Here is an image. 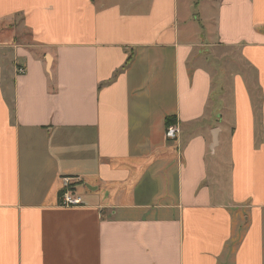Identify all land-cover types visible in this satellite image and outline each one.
<instances>
[{
  "label": "crops",
  "instance_id": "obj_1",
  "mask_svg": "<svg viewBox=\"0 0 264 264\" xmlns=\"http://www.w3.org/2000/svg\"><path fill=\"white\" fill-rule=\"evenodd\" d=\"M0 264H264V0H0Z\"/></svg>",
  "mask_w": 264,
  "mask_h": 264
},
{
  "label": "rangeland",
  "instance_id": "obj_2",
  "mask_svg": "<svg viewBox=\"0 0 264 264\" xmlns=\"http://www.w3.org/2000/svg\"><path fill=\"white\" fill-rule=\"evenodd\" d=\"M195 18L197 19V24L202 23L198 19L197 16H195ZM6 37H7L6 33L3 32L1 34V39L6 38ZM203 50H204V48H201V52ZM230 52H231L230 50L223 48V47H218V46L213 47L211 49V54L213 55L214 59L212 58L210 61H212V60L214 61V62H211V63H214V66L213 65L209 66L210 70L213 71L216 68L222 67L224 70H228V72H227L228 74H229V71L230 72H233V71L234 72L235 71L244 72L245 71V74L247 76V82H248L249 86L252 88V90H254L253 89V86H254L253 83L255 81V77H254L253 71L250 69H247V67L243 63L241 64L240 61L236 59L237 57H233L232 60H230V59L224 60L225 56L230 54ZM222 68H221V70H223ZM217 74H218L217 71H213V77H215V79L218 78ZM215 94H216V92H215Z\"/></svg>",
  "mask_w": 264,
  "mask_h": 264
},
{
  "label": "built area",
  "instance_id": "obj_3",
  "mask_svg": "<svg viewBox=\"0 0 264 264\" xmlns=\"http://www.w3.org/2000/svg\"><path fill=\"white\" fill-rule=\"evenodd\" d=\"M23 69L19 68L18 72L20 74L23 73ZM179 128L177 125H171L166 127L165 129V139L167 141H174L177 139V136L179 135ZM64 186L63 189H65L64 193L60 196V204L62 206H77L81 204V199L79 196L75 194V187L74 184L71 182V180L66 179L64 180Z\"/></svg>",
  "mask_w": 264,
  "mask_h": 264
},
{
  "label": "trees",
  "instance_id": "obj_4",
  "mask_svg": "<svg viewBox=\"0 0 264 264\" xmlns=\"http://www.w3.org/2000/svg\"><path fill=\"white\" fill-rule=\"evenodd\" d=\"M166 127L174 125L175 124V118L174 117H168L166 118ZM65 189H61V191H59L58 193V198H60V196L64 193Z\"/></svg>",
  "mask_w": 264,
  "mask_h": 264
},
{
  "label": "water",
  "instance_id": "obj_5",
  "mask_svg": "<svg viewBox=\"0 0 264 264\" xmlns=\"http://www.w3.org/2000/svg\"><path fill=\"white\" fill-rule=\"evenodd\" d=\"M87 189H91L90 186H87Z\"/></svg>",
  "mask_w": 264,
  "mask_h": 264
}]
</instances>
